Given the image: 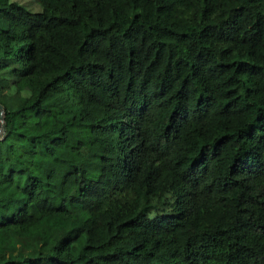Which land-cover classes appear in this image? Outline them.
I'll return each instance as SVG.
<instances>
[{
  "label": "trees",
  "instance_id": "16d2710c",
  "mask_svg": "<svg viewBox=\"0 0 264 264\" xmlns=\"http://www.w3.org/2000/svg\"><path fill=\"white\" fill-rule=\"evenodd\" d=\"M0 264H264V0H0Z\"/></svg>",
  "mask_w": 264,
  "mask_h": 264
},
{
  "label": "water",
  "instance_id": "95a60500",
  "mask_svg": "<svg viewBox=\"0 0 264 264\" xmlns=\"http://www.w3.org/2000/svg\"><path fill=\"white\" fill-rule=\"evenodd\" d=\"M4 132V123L2 119V106L0 105V133Z\"/></svg>",
  "mask_w": 264,
  "mask_h": 264
},
{
  "label": "rangeland",
  "instance_id": "374dc122",
  "mask_svg": "<svg viewBox=\"0 0 264 264\" xmlns=\"http://www.w3.org/2000/svg\"><path fill=\"white\" fill-rule=\"evenodd\" d=\"M0 137H1V133H0Z\"/></svg>",
  "mask_w": 264,
  "mask_h": 264
}]
</instances>
